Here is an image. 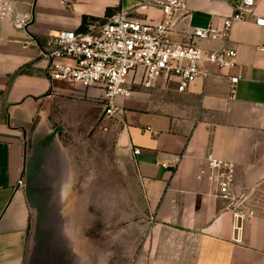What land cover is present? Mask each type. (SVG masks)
<instances>
[{"label": "crops", "instance_id": "0c3cea01", "mask_svg": "<svg viewBox=\"0 0 264 264\" xmlns=\"http://www.w3.org/2000/svg\"><path fill=\"white\" fill-rule=\"evenodd\" d=\"M14 1L32 10L33 21L26 32L0 22V264H264V27L251 18L232 25L233 99L225 76L198 77L185 92L136 79L128 97L116 98L119 115L107 117L99 88L50 82L37 48L24 44L120 11L158 20L160 10L146 0ZM188 8L185 28L220 31L231 13L224 0H189ZM253 10L264 15V0H254ZM222 45L220 33L200 43ZM109 122L118 165L103 168L112 177L95 189L79 185L71 145L58 131L88 146L90 129L100 134ZM208 154L233 162L236 184L249 195L255 215L239 231L211 191ZM48 208L64 223L66 242L32 260L31 234L47 228Z\"/></svg>", "mask_w": 264, "mask_h": 264}, {"label": "built area", "instance_id": "2783aa9c", "mask_svg": "<svg viewBox=\"0 0 264 264\" xmlns=\"http://www.w3.org/2000/svg\"><path fill=\"white\" fill-rule=\"evenodd\" d=\"M224 1L231 13L223 18L220 31L214 26L183 27L189 18V0H146L143 4L160 10L158 20H141L120 11L105 19H87L75 30L50 31L44 40L30 36L24 46L32 44L37 48L50 82L99 88L102 92L99 102L107 117L119 115L116 98L128 97L136 79L145 87L159 81L185 92L198 77L225 76L229 98L233 99L239 76L228 73L237 62V50L229 45L230 30L234 23L249 18L264 27V15L254 12V0ZM32 21L31 9H19L14 0H0V22L26 32ZM218 33L222 47L206 50L200 46ZM260 49L264 50V44ZM139 152L138 148L132 149L133 154ZM205 164L213 195L232 214L235 230L239 231L254 217L255 210L249 195L236 184L235 164L211 154L205 157Z\"/></svg>", "mask_w": 264, "mask_h": 264}, {"label": "rangeland", "instance_id": "374dc122", "mask_svg": "<svg viewBox=\"0 0 264 264\" xmlns=\"http://www.w3.org/2000/svg\"><path fill=\"white\" fill-rule=\"evenodd\" d=\"M101 129L100 134L95 132V127L90 129V132L86 136V138H90L88 146L82 142V138H71V136L65 132L63 127H60L58 131L60 141L67 145H71L75 181L79 183V185L81 183H89L90 188L94 189L98 183L104 182V180L102 181L104 177V179L112 177V175L107 173L103 174V168L110 167L112 169L118 165V161H116L115 158L116 155H114L113 149L110 148L112 146V138H114L116 129L112 127L111 122L107 123ZM96 138L108 139L106 140V143L101 144ZM101 145L105 147H101ZM59 160L57 166L58 171H65V160L62 158ZM76 193L81 195L82 192L76 191ZM90 194L92 195L91 197L96 198L97 190H92ZM54 210L55 208H48L45 217H43L42 226L47 228L40 229L37 225L36 231L31 234L29 254L32 260L51 252L50 248L64 245L63 243L66 242L62 229L64 223L59 222V217Z\"/></svg>", "mask_w": 264, "mask_h": 264}]
</instances>
